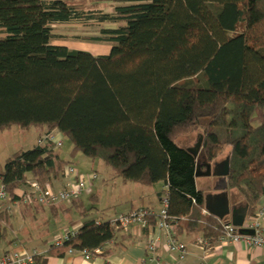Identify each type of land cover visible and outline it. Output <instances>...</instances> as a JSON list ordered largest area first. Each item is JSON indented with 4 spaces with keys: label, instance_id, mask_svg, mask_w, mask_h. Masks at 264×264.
Masks as SVG:
<instances>
[{
    "label": "trees",
    "instance_id": "trees-1",
    "mask_svg": "<svg viewBox=\"0 0 264 264\" xmlns=\"http://www.w3.org/2000/svg\"><path fill=\"white\" fill-rule=\"evenodd\" d=\"M107 1L111 12L85 14L69 0H0V130H58L73 142L72 157L101 160L126 183L163 182L174 232L214 243L226 222L204 212L200 154L178 139L202 130L205 161L229 157L228 188L240 193L248 217L257 212L264 196V0ZM83 19L103 25L88 40L113 44L109 54L53 43L63 38L55 24ZM258 111L262 121L254 126ZM69 164L58 149L36 145L0 165V183L18 202L17 190L29 181L45 188ZM71 201L87 219L91 209L81 197ZM111 221H85L48 255L99 249L106 258L124 233Z\"/></svg>",
    "mask_w": 264,
    "mask_h": 264
},
{
    "label": "crops",
    "instance_id": "crops-1",
    "mask_svg": "<svg viewBox=\"0 0 264 264\" xmlns=\"http://www.w3.org/2000/svg\"><path fill=\"white\" fill-rule=\"evenodd\" d=\"M54 132L59 137H64L58 130ZM58 151L60 150L58 149ZM69 162V166L75 167L73 162ZM214 168V164L206 162L205 158H199L197 166V186L204 191L205 197H208L211 208H217L223 202L222 199H228L231 213L222 221L232 223V214L244 209L247 205L238 191L228 188L226 177H216L212 174ZM77 171L80 174V170ZM95 172L98 173V171ZM83 174L89 173L85 172ZM75 181V176L67 175V172H65L64 175L48 186L55 191H61L69 188ZM95 181L86 190L85 195L81 197L82 201L86 196H94V198H97L95 197L96 193L94 190L96 188ZM120 181L128 189L127 187L130 184L123 180H118V182ZM212 184H215V186ZM208 186L214 188V190H208ZM138 187L140 190L142 189L140 186ZM149 189L147 192L148 195L155 194L157 197V202H155L156 206L135 205L132 203L135 199L127 194L119 199L117 198L110 206L115 207L126 201L131 206L129 210H122L120 213L114 215H109L110 212L104 210H91L87 219L79 213L80 216H76V220L72 224H66L60 219L61 214L67 215L70 219L69 215L75 208L74 201H66L57 207L46 208L36 204L26 206L20 202L16 203L8 200L0 210V256L15 251V249H20L21 251L27 250L30 253L36 250L40 256H45L47 259L46 264H156L158 261H165L169 264H264V248L250 249L244 244L234 245L219 239L214 242L211 250L205 251L197 245L199 240L205 239L202 234H177L175 231L176 239L187 244L189 249L186 260L182 262L176 254L168 252L165 248L164 233L158 231L156 228L158 216L156 220L152 219L150 221L149 228L141 229L139 226H133L129 232L123 233L121 236L118 235L117 245L113 249V253L106 258L103 256H95L91 260H86L80 255L69 253H66L63 257L48 255L49 247L52 245L54 238L68 231L78 232L87 220L96 219L99 222L113 220L119 215L128 214L137 208H149L153 214L158 215L162 209L163 200L167 198L168 187L161 182ZM23 193V188L17 190L19 197ZM263 201L264 196L260 200V205ZM204 212L211 215L206 208V204ZM248 218L247 215L244 223L248 221ZM153 221L156 223L154 224ZM239 228L240 231L245 232L244 228ZM158 234L161 237L160 248L156 252L148 250V238Z\"/></svg>",
    "mask_w": 264,
    "mask_h": 264
},
{
    "label": "rangeland",
    "instance_id": "rangeland-1",
    "mask_svg": "<svg viewBox=\"0 0 264 264\" xmlns=\"http://www.w3.org/2000/svg\"><path fill=\"white\" fill-rule=\"evenodd\" d=\"M74 4L85 8L87 10L85 14H91L90 11H105L111 12L113 9V4L107 0H69ZM110 28H114L115 25H104ZM103 25H100L96 21H87L83 19L82 21H76L68 24H55L54 33L58 36H63L61 39L54 40L53 43L56 45L68 46L70 49H75L79 51L90 52L94 55H105L109 54L113 44L109 43H98L95 41L88 40L89 38H96L101 36V28ZM262 121V112H256L254 116L253 125L259 126ZM203 124H207V121H202ZM202 130L197 134L191 136H181L178 139V145L183 148H189L197 151L199 144H201L202 139ZM40 136V130L32 127L29 130H23L18 125H13L7 130H0V165L3 166L6 162V159L17 152L18 150H30L38 145V140ZM63 146L59 149L61 155L73 162L77 170H80V174L85 172L96 173L98 171L99 179L95 181L96 188L95 193L97 198L94 196L84 197V208L91 209L92 211L104 210L110 212L109 215H114L120 213L122 210H129L131 208L130 204L126 201L120 203L115 207L110 205L118 198L129 194L132 196L135 201L132 202L135 205H145V206H156L157 197L155 194L148 195L149 186L139 185L137 183H129L130 185L125 188V186L118 180H122L121 177L115 176V171L106 166L101 160L92 161L83 156L82 153L76 154V156H71V152L74 148L73 142L66 138L62 137ZM199 158H205L201 152V148L198 150ZM228 153L224 154L223 158L226 157ZM72 164V165H73ZM215 186V184H212ZM142 188L141 190L139 187ZM213 186V187H214ZM208 190L212 191L214 188L208 186ZM85 195V194H84ZM7 203V202H6ZM5 203V204H6ZM4 204V205H5ZM79 210L74 208L72 213L69 215L61 214V219L66 224H72L76 219V216H80ZM130 213V212H129ZM63 225V224H62ZM36 251V250H35Z\"/></svg>",
    "mask_w": 264,
    "mask_h": 264
},
{
    "label": "built area",
    "instance_id": "built-area-1",
    "mask_svg": "<svg viewBox=\"0 0 264 264\" xmlns=\"http://www.w3.org/2000/svg\"><path fill=\"white\" fill-rule=\"evenodd\" d=\"M38 145L46 146L50 145L54 149H60L63 146V140L54 131L49 134H43L38 140ZM67 175L75 176L76 181L67 189L61 191H55L50 186L42 188V186L32 180L25 184L24 193L20 196L21 200L18 201L26 206L40 205L46 208L57 207L58 205L82 197L93 181L99 179L97 173H91L88 175L79 174L77 169L73 166L67 167ZM8 201V193L5 187L0 183V210L4 204ZM16 202V203H18ZM168 200H163L162 209L158 214V222L156 228L158 231L163 232L165 236V248L168 252L176 254L180 261H185L189 249L188 245L176 239L173 225L168 221ZM153 215L152 210L147 208H139L131 211L128 214L119 215L113 219L112 225L117 230H123L124 233L129 232L133 226H139L141 229L149 228L150 222L148 217ZM247 232H254L249 234L240 231L239 227L234 226L232 223H225L223 229V235L220 238L224 242L229 244H244L250 249H262L264 248V201L257 212L248 218V221L244 223L243 227ZM78 232L68 231L58 235L52 241V245L61 246L70 238L75 237ZM161 237L153 235L148 238L147 248L150 251L156 252L160 248ZM201 249L209 251L213 248L214 243H211L207 239L199 240L197 244ZM103 250H96L95 254H91L89 251H77L69 250V254H77L82 256L86 260H91L95 256L101 255ZM39 256L37 251L28 252L15 249V251L9 252L3 256H0V264H35V257ZM156 264H169L165 261H158Z\"/></svg>",
    "mask_w": 264,
    "mask_h": 264
},
{
    "label": "water",
    "instance_id": "water-1",
    "mask_svg": "<svg viewBox=\"0 0 264 264\" xmlns=\"http://www.w3.org/2000/svg\"><path fill=\"white\" fill-rule=\"evenodd\" d=\"M202 143V139H201ZM201 148V144H199L197 151L190 149L191 153L194 154V156L198 155V150ZM215 168L212 172V174L216 177H227L230 173V158H226L224 161L220 163H215ZM198 166V165H197ZM211 169V167H210ZM211 173V171H210ZM197 175V172H196ZM223 202L217 207V208H211L208 197H205V204L207 210L210 212L211 215H214L215 217L219 218L220 220H225L227 216L230 215L231 210H230V205L229 201L227 198L222 199ZM248 215V206L245 207L244 209H241L239 211H236L232 214V224L236 227H243L244 222L246 220V217ZM249 234H254V232H247Z\"/></svg>",
    "mask_w": 264,
    "mask_h": 264
}]
</instances>
